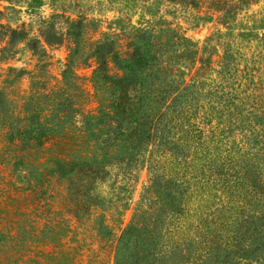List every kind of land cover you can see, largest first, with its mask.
Instances as JSON below:
<instances>
[{"label":"rangeland","instance_id":"1","mask_svg":"<svg viewBox=\"0 0 264 264\" xmlns=\"http://www.w3.org/2000/svg\"><path fill=\"white\" fill-rule=\"evenodd\" d=\"M223 1L236 0H0V264H210L192 263L194 178L138 134L159 107V71L111 55L151 43L171 56L199 90L183 104L246 86L260 101L264 0L224 20ZM10 28L22 34L9 41ZM232 229L209 230L205 247L221 258Z\"/></svg>","mask_w":264,"mask_h":264},{"label":"trees","instance_id":"2","mask_svg":"<svg viewBox=\"0 0 264 264\" xmlns=\"http://www.w3.org/2000/svg\"><path fill=\"white\" fill-rule=\"evenodd\" d=\"M250 2L223 1L219 5L222 19ZM0 27L6 26L0 23ZM1 34L13 41L22 31L10 28ZM178 39L180 37L172 45L178 46ZM102 44L99 41L97 49ZM150 45L143 50L142 46L133 45L128 57L114 52L111 58L114 62L116 59L121 62L128 60L125 68L132 63L138 66L149 64L159 71L154 76L162 81L155 95L159 97L155 101L159 107L143 114L137 129L141 139L150 138L159 154L170 152L166 162L186 164L195 180L194 191L201 192L195 209L198 210L195 214L197 219L189 224L197 249L192 263H197L203 254H207L210 264H264V98L259 101L263 93L258 99L256 91H250L247 86L241 87L243 91L234 92L217 88L216 91H222L218 99L202 100L204 95L198 96L197 101L183 104V98L189 101L199 92L193 87L196 86L195 81L187 82L179 67L173 69L176 66L168 63L171 56L165 58L158 51L150 54ZM165 46L153 45L152 48L163 49ZM223 58V66L230 64ZM100 59L98 67L106 63L103 56ZM203 60L200 56L199 61L202 63ZM115 78L120 82L126 76L122 74ZM150 95L149 89L146 97ZM225 95L229 96L227 102L222 100ZM117 96L116 105L125 109V104H130L128 91L120 89ZM169 112L170 117L166 116ZM198 174L200 176H195ZM211 187L221 190L223 196L219 191L213 193ZM207 189L209 193L205 196L203 192ZM232 225L231 235L223 241L218 240L224 249L220 258L213 244L205 247V243L210 241L207 232Z\"/></svg>","mask_w":264,"mask_h":264}]
</instances>
